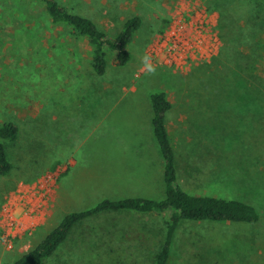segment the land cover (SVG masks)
<instances>
[{
    "label": "rangeland",
    "instance_id": "1",
    "mask_svg": "<svg viewBox=\"0 0 264 264\" xmlns=\"http://www.w3.org/2000/svg\"><path fill=\"white\" fill-rule=\"evenodd\" d=\"M58 1L112 38L129 18L141 25L131 59L120 65L108 49L98 75L88 40L46 24L43 5L0 0V120L19 126L15 141L3 140L13 168L0 175V264L37 247L72 211L104 198L166 196L151 101L159 91L172 102L166 116L178 184L251 203L260 214L254 223L182 221L168 264H264V0ZM183 7L213 18L221 46L177 67L160 46ZM145 53L157 65L154 76L142 71ZM10 205L23 223L11 246L4 238ZM24 214L34 218L25 222ZM171 215L120 210L85 218L46 264H154Z\"/></svg>",
    "mask_w": 264,
    "mask_h": 264
},
{
    "label": "trees",
    "instance_id": "2",
    "mask_svg": "<svg viewBox=\"0 0 264 264\" xmlns=\"http://www.w3.org/2000/svg\"><path fill=\"white\" fill-rule=\"evenodd\" d=\"M33 1L43 5L46 24L61 25L64 29H69L68 35L71 34L76 38L88 40L92 46L91 63L98 75L104 74L107 70L108 49L116 53L117 63L120 65L126 64L131 59L129 44L141 25V19L138 16L127 19L118 36L112 38L92 18L72 11L58 0ZM67 41L62 40L60 45H65ZM151 101L154 111V132L165 160L166 196L163 199L143 196L119 199L104 198L93 207L72 211L63 217L61 223L37 247L25 253L13 264H46L48 258L67 239L78 222L106 211L128 210L158 214L172 211V215L167 220L163 244L156 255L154 264L169 263L172 257L174 239L182 221L254 223L260 219L258 210L251 203L216 195L190 193L178 184L176 154L168 132L166 116L172 108V102L166 91L153 93ZM18 136L19 126L14 121L0 120V175L8 174L13 168L3 140L15 141Z\"/></svg>",
    "mask_w": 264,
    "mask_h": 264
},
{
    "label": "built area",
    "instance_id": "3",
    "mask_svg": "<svg viewBox=\"0 0 264 264\" xmlns=\"http://www.w3.org/2000/svg\"><path fill=\"white\" fill-rule=\"evenodd\" d=\"M194 11L180 8L173 16L170 32L161 40L160 49L165 52L166 60L177 67L187 65L191 59H209L220 50L221 38L214 30L213 18L211 19L204 9L197 14H194ZM160 49L155 48L154 51L161 52ZM46 182H43L44 187ZM5 212L7 231L4 238L11 246L13 229L20 228L23 223L14 219L11 205L6 206Z\"/></svg>",
    "mask_w": 264,
    "mask_h": 264
},
{
    "label": "clouds",
    "instance_id": "4",
    "mask_svg": "<svg viewBox=\"0 0 264 264\" xmlns=\"http://www.w3.org/2000/svg\"><path fill=\"white\" fill-rule=\"evenodd\" d=\"M142 71L147 75H156L157 74V65L152 62V56L148 53H145L141 59Z\"/></svg>",
    "mask_w": 264,
    "mask_h": 264
},
{
    "label": "crops",
    "instance_id": "5",
    "mask_svg": "<svg viewBox=\"0 0 264 264\" xmlns=\"http://www.w3.org/2000/svg\"><path fill=\"white\" fill-rule=\"evenodd\" d=\"M167 128H168V132H169V135H170V131H169V123H167ZM25 189V188H23ZM145 197V196H143ZM34 217L29 215V214H24V216L22 217V220L25 221V222H28V221H31Z\"/></svg>",
    "mask_w": 264,
    "mask_h": 264
}]
</instances>
